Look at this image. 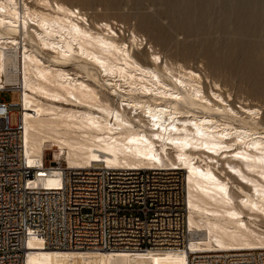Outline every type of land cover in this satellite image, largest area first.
<instances>
[{"label":"bare ground","instance_id":"obj_1","mask_svg":"<svg viewBox=\"0 0 264 264\" xmlns=\"http://www.w3.org/2000/svg\"><path fill=\"white\" fill-rule=\"evenodd\" d=\"M133 1L159 18L90 20L71 2L0 0V89H22L30 160L42 162L52 143L55 160L65 156L72 169L105 163L185 171L190 248L38 246L27 264H188L196 248H264V116L232 94L233 76L218 75L264 77V56L252 58L264 53V0ZM142 26L164 34L145 37ZM53 172L43 185L56 183Z\"/></svg>","mask_w":264,"mask_h":264},{"label":"built area","instance_id":"obj_2","mask_svg":"<svg viewBox=\"0 0 264 264\" xmlns=\"http://www.w3.org/2000/svg\"><path fill=\"white\" fill-rule=\"evenodd\" d=\"M20 101L0 100V264H27L46 249L147 253L189 250L193 237L183 170L166 167L72 169L53 159L30 160ZM15 114V121L12 116ZM58 170L54 185L41 178ZM188 264H264V248L190 250Z\"/></svg>","mask_w":264,"mask_h":264},{"label":"rangeland","instance_id":"obj_3","mask_svg":"<svg viewBox=\"0 0 264 264\" xmlns=\"http://www.w3.org/2000/svg\"><path fill=\"white\" fill-rule=\"evenodd\" d=\"M62 1H65V2H67V3H70L71 2V4H73V5H75V6H78L80 9H83L82 11L84 12H87V14H88V16L90 17V20H92V18H93V16H94V18H100L101 16H102V18H113V17H116V18H122V20H125L126 18H129V16H131V17H137V15H138V17L140 16V17H142V16H149V17H153L154 19H158L159 18V16L157 15V13H155L154 11H153V9L154 8H149V7H141V6H138V5H136L137 3H136V1H133V0H117L118 1V3L116 2V5H114V4H112V3H108L107 2V0H62ZM118 4V5H117ZM146 9V10H145ZM152 10V11H151ZM141 12V13H140ZM146 13V15L145 14H143V13ZM152 12H154V13H152ZM151 13V14H150ZM140 14V15H139ZM143 14V15H142ZM148 14V15H147ZM154 16H153V15ZM128 15V16H127ZM133 15V16H132ZM136 15V16H135ZM157 15V16H156ZM158 17V18H157ZM136 19V18H135ZM135 19H132L131 20V24H135L134 22H136L137 23V19L135 20ZM133 22V23H132ZM139 23V22H138ZM137 23V24H138ZM117 28H119V26H117ZM145 28H147V29H145ZM141 31H142V34L144 33H146V35H145V37L147 36V37H152V38H154V39H157L156 37H158V40H159V36H160V34L161 33H163V32H161L160 33V31H158L157 29H155V28H153V27H146V26H142L141 28ZM143 29V30H142ZM149 29V30H148ZM155 30H157L158 31V33L155 31ZM171 29H167V31H169V33H171V31H170ZM152 31V32H151ZM149 32H150V34L152 33V35L151 36H149L150 34H149ZM128 34V33H127ZM149 34V35H148ZM157 34V35H156ZM164 34V33H163ZM163 34H161V35H163ZM154 35H155V37H154ZM177 36V37H176ZM179 35H175V31H174V38L176 39V40H178V41H180V42H188L189 40L188 39H184L183 38V36L181 37H179ZM246 37L247 36H244L243 38L246 40ZM247 39H249L248 37H247ZM258 39V38H257ZM187 40V41H186ZM191 40H192V38H191ZM190 40V41H191ZM144 42H143V44L142 45H140L141 47H144V50L146 51V52H150L151 51V49H149V45L147 44L146 45V41L145 40H143ZM166 39H165V43H166ZM161 42V41H160ZM165 43H163V42H161V44L162 45H164L165 46ZM149 49V50H148ZM258 54V55H257ZM261 55H263L264 56V53H259V52H256L255 54L253 53V60H256L259 56H261ZM254 57L256 58V59H254ZM238 59H236V64L238 65V64H240V60L242 59L240 56H238L237 57ZM241 58V59H240ZM262 64H264V63H262ZM239 66V65H238ZM264 66V65H263ZM240 69V68H239ZM261 70V73L264 75V67H262V68H260ZM222 72V73H221ZM221 72H219V73H221V74H218L219 76H221V78L218 76V78H220V79H223V80H230V78L233 76L234 77V80L232 79L231 81H234L235 82V84H234V82H233V84H234V87L235 88H233L232 89V94L235 96V93H236V95H238V93H239V95H240V97L242 96L243 98H245L246 99V101H244L245 99H243V98H241V99H234L233 100V103H234V106H235V104H236V106H239L236 102L238 101H240L241 103H243V101L248 105V106H250V107H255V108H259L261 111V113L260 114H263V116H264V82H263V80H264V77L262 78V80H260V82H259V80H257V81H255L256 83H254V82H251L252 80H250L249 78V80L247 79V80H245L246 78H244L243 77V79H242V77L241 76H235L234 75V73L236 74V71L234 72V73H232V72H230V73H228V70H222ZM227 73V74H226ZM233 74V75H232ZM231 77H230V76ZM244 76H245V74H243ZM239 77L241 78V79H239ZM229 78V79H228ZM235 78H236V80H235ZM222 80V81H223ZM243 80V81H242ZM204 81H205V83H206V80L204 79ZM230 81V82H231ZM254 81V80H253ZM244 82V83H243ZM249 82V83H248ZM244 85H243V84ZM207 84V83H206ZM254 84L256 85V86H254ZM259 84V85H258ZM238 85V86H237ZM252 85V86H251ZM262 85V86H261ZM238 88H237V87ZM7 87V86H6ZM8 87H12L13 88V86H8ZM261 87H263V88H261ZM229 88V87H228ZM248 88V89H247ZM261 89L260 91L259 90H255V89ZM230 89V88H229ZM241 89L242 90V92H241V90L239 91V90ZM235 90V91H234ZM237 90H238V92H237ZM255 90V91H254ZM224 91V95H225V93H227L228 91L227 90H223ZM253 91V92H252ZM244 92V93H243ZM259 92V93H258ZM251 93V94H250ZM228 94V93H227ZM251 96H250V95ZM261 94V95H260ZM239 95H238V98H240L239 97ZM256 95H257V97H256ZM263 95V96H262ZM226 97L228 96V95H225ZM254 96V97H253ZM250 99V100H249ZM0 100H3V101H5L6 103H18L19 101H20V97H19V93L17 92V91H1L0 92ZM117 100H118V98H116L115 99V101L117 102ZM243 100V101H242ZM236 101V102H235ZM252 101V102H251ZM244 103V104H245ZM249 103V104H248ZM257 106V107H256ZM15 114H13V116H12V120H13V122L15 121ZM264 118V117H263ZM263 121H264V119H263ZM58 152H57V150H56V148H55V146H53V144L52 143H49V144H47L46 145V150H45V158H46V162L48 163V164H51V163H49L50 161H52L53 159H56L57 157H58ZM62 162L64 163V165H66V158H65V156H62ZM65 160V161H64ZM218 173H220L219 171H217ZM224 174V173H223ZM185 175H186V173H185V171H183V179H184V182L186 183V181H185ZM236 182V181H235ZM237 183V182H236ZM261 224H262V226L264 227V219L262 218V221H261Z\"/></svg>","mask_w":264,"mask_h":264}]
</instances>
